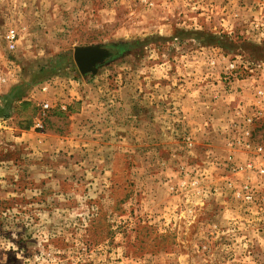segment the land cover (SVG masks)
Listing matches in <instances>:
<instances>
[{"label":"rangeland","instance_id":"374dc122","mask_svg":"<svg viewBox=\"0 0 264 264\" xmlns=\"http://www.w3.org/2000/svg\"><path fill=\"white\" fill-rule=\"evenodd\" d=\"M0 76V264H264V0H0Z\"/></svg>","mask_w":264,"mask_h":264},{"label":"water","instance_id":"95a60500","mask_svg":"<svg viewBox=\"0 0 264 264\" xmlns=\"http://www.w3.org/2000/svg\"><path fill=\"white\" fill-rule=\"evenodd\" d=\"M109 54L108 50L97 47L87 46L76 48L74 58L81 72L95 71V64L102 61Z\"/></svg>","mask_w":264,"mask_h":264},{"label":"built area","instance_id":"2783aa9c","mask_svg":"<svg viewBox=\"0 0 264 264\" xmlns=\"http://www.w3.org/2000/svg\"><path fill=\"white\" fill-rule=\"evenodd\" d=\"M5 39L7 41V44L10 48H15L17 41H18V33L14 28H10L7 30L6 34H5ZM3 78L0 76V81H2ZM44 90H47V86L43 87ZM44 106H48V103L46 102L44 104ZM260 151H262L263 155H264V151L263 148L260 147ZM262 172H264V168L261 169Z\"/></svg>","mask_w":264,"mask_h":264}]
</instances>
